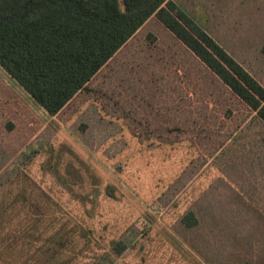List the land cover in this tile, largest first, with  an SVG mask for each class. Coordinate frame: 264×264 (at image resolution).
<instances>
[{"label": "rangeland", "instance_id": "obj_1", "mask_svg": "<svg viewBox=\"0 0 264 264\" xmlns=\"http://www.w3.org/2000/svg\"><path fill=\"white\" fill-rule=\"evenodd\" d=\"M4 4L0 264H264L257 112L197 72L136 0H52L21 18ZM163 6L206 29L264 89V0ZM178 64L213 102L203 124L165 135L142 108L188 107L161 95Z\"/></svg>", "mask_w": 264, "mask_h": 264}, {"label": "trees", "instance_id": "obj_2", "mask_svg": "<svg viewBox=\"0 0 264 264\" xmlns=\"http://www.w3.org/2000/svg\"><path fill=\"white\" fill-rule=\"evenodd\" d=\"M139 2L147 13H154L157 20L168 30L182 45L183 47L197 60L199 67L197 72H204L214 77L220 84L234 94L242 103L249 109L256 111L261 121L264 123V89L248 74L244 72L233 59L218 45L211 37V35L204 28H199L196 24L188 19L179 8L166 9L163 4L166 0H136ZM52 0H5L4 5H11L10 8L16 14L23 17L24 12L34 13L40 12ZM9 3V4H8ZM16 7H14V6ZM15 8H19L17 11ZM177 11V12H173ZM179 11V12H178ZM110 12V11H109ZM107 13L114 20L120 18L121 14ZM22 15H20V14ZM3 21L0 19V28ZM21 59L19 52L15 53L8 59L9 63L16 64ZM10 64V65H11ZM8 65V68H10ZM174 73H172V86H168L165 90L161 89V95L174 98L181 104L189 102L187 108L180 109L179 107H166L163 109L142 108L143 110H151L144 115L153 118V121H159L153 126L154 129L163 131L165 135L171 134L179 129L183 131V124L191 122V124H203L204 119L207 117L206 112L212 105L213 92L208 90L200 84L181 64L174 66ZM207 71V72H206ZM211 79V80H215ZM210 80V81H211ZM51 87L55 84V76L51 75L48 81ZM155 93V92H154ZM156 94V93H155ZM138 94L134 96V100ZM172 96V97H171ZM212 99V100H211ZM140 101H144L139 97ZM172 101V100H170ZM169 101V102H170ZM203 103L199 111L193 103ZM144 104H147L145 102ZM178 124V125H176ZM160 129H158V128ZM149 128H147L148 130ZM152 132V130H151ZM187 225H194L196 222L191 212L186 213L182 217Z\"/></svg>", "mask_w": 264, "mask_h": 264}]
</instances>
